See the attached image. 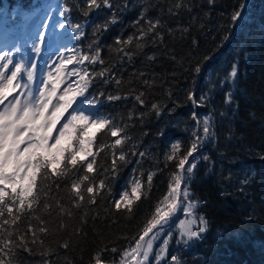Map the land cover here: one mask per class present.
<instances>
[{"label":"trees","instance_id":"16d2710c","mask_svg":"<svg viewBox=\"0 0 264 264\" xmlns=\"http://www.w3.org/2000/svg\"><path fill=\"white\" fill-rule=\"evenodd\" d=\"M47 1L53 0H0L1 31L16 32L21 14ZM56 1L57 6L72 8L68 14L71 22L86 21L85 37L79 42L70 27L71 49L83 50L90 40L98 38L104 64L89 67V72L102 67L111 70L113 82L106 85L97 78L90 91H118L127 97L114 102L100 97L102 102L94 110L113 116L120 126L128 125L130 139L124 147L129 162L121 165L111 180L113 195L118 197L128 187L138 167L145 176L152 171L156 175L151 189L146 188L134 206L131 218L112 207L111 197L75 208L67 188L59 193L42 191L27 222L22 218L13 229L19 226L14 231L18 237L25 227L43 224L49 229L44 242L30 245L35 254L18 248L5 259L12 264H95L99 253L104 264H118L168 191L176 171L175 161H165L171 144L179 143L178 155L182 154L191 146L192 133L199 132L203 120L210 117L215 135L210 134L193 154L199 160L189 182L190 197L198 206L197 215L207 220V231L190 244L180 242L173 255L180 264H264V0H111L119 7L102 5L92 9L88 17L81 11L87 8V0ZM145 9L147 17L160 20L157 31L163 40L153 41L152 34L143 41L134 38L126 46L132 57L129 61L117 50L120 46L115 40L136 32L135 21ZM237 10L241 18L233 21L231 16ZM113 13L117 23L94 36V26L110 20ZM137 42L144 47L137 49ZM234 64L238 75L232 80L229 73ZM196 66L201 67L199 73L194 71ZM190 90L197 100L203 96L205 102L194 104L188 99ZM229 91L232 103L226 104ZM140 92L145 94L143 106L133 99ZM152 103L161 106L159 115L151 109ZM129 112H133L131 118ZM105 131L98 133V144L102 137L109 144L114 141ZM139 152H145L147 158L138 164ZM205 155L208 160L202 158ZM28 236L31 238V233ZM65 242L68 249L62 247ZM113 247L116 252L110 251ZM44 252L49 255H42Z\"/></svg>","mask_w":264,"mask_h":264},{"label":"snow or ice","instance_id":"6c2138e0","mask_svg":"<svg viewBox=\"0 0 264 264\" xmlns=\"http://www.w3.org/2000/svg\"><path fill=\"white\" fill-rule=\"evenodd\" d=\"M209 2L213 3L214 0ZM102 5L108 9L119 7L111 0H87V8L81 10L82 15L88 17L92 9H100ZM71 11L69 6L63 8L60 15L65 22L57 25V28L64 31L70 26L79 42L85 37L86 21L71 22L65 15ZM146 11L145 9L135 21V33L115 40V44L120 46L117 50L129 61L132 57L126 51V46L131 45L134 38L143 41L152 34L153 41L163 40V36L157 31L160 20L153 21L146 16ZM172 11L170 8L169 12ZM239 18L240 11L233 12L231 19L235 21ZM141 21L145 23L142 24ZM116 23L113 13L110 20L94 26L93 35L106 31L110 24ZM41 30L44 34L43 41L38 40L41 47L34 46V52H40L47 43L49 26L41 25ZM183 31L186 32L187 28ZM143 47V43L137 42V49ZM101 50L98 38L90 40L83 50L81 47L68 49L69 54L58 58L49 68L45 77L47 83L43 80L38 91L34 88L38 75L37 64L33 67L32 63L15 61L14 56L19 49L0 53V264H12L5 257H12L18 248L35 254L30 245L44 242L43 236L49 229L43 224L25 227L18 237H14V231H18L19 226L13 229L22 218L27 222V217L34 211L33 205L39 203L42 191L44 194L52 191L59 193L67 188L70 203L75 208H81L84 204L96 205L98 200L103 202L111 197L112 207L131 218L134 206L141 201L145 189L150 190L152 187L156 172H149L145 176L138 167L130 177L128 187L118 197L113 195L111 180L115 179L120 166L129 162L128 149L124 147L125 141L130 139L126 134L128 125L120 126L113 116L98 114L94 110L102 102L100 97L109 102L127 97L120 95L118 91L116 94L90 91L97 78L103 79L106 85L113 82L109 68L102 67L91 73L88 70L91 66L104 64ZM194 71L199 73L201 67L196 66ZM237 75L238 68L234 64L229 77L234 80ZM115 84L119 85L120 81L115 80ZM144 95L143 92L137 93L133 99L143 106L146 103ZM188 99L194 104L205 102L203 96L197 100L191 90ZM225 103H232L230 91L225 94ZM151 109L159 115L161 106L152 103ZM132 115L133 112L128 113L129 118ZM139 115L143 117L145 113ZM210 119L206 117L202 129L192 133L194 139L191 146L182 154L178 155L179 143L171 144L165 161H175L176 171L170 177L168 191L155 204L151 218L123 251L120 264H149L150 258L151 264H161L162 261L164 264H180L177 255L168 257L171 235L154 252L161 235L174 226L171 221L177 212L188 217L177 221L180 229L178 235L183 243L199 240L207 231V220L202 215H197L196 204L189 201V182L199 160L193 154L200 151L210 134L215 135L209 126ZM197 127L199 128V124ZM104 130H107L104 132L105 136L115 138L112 143H107L103 137L97 143L98 133ZM163 134L161 131L160 135ZM132 151L134 155L137 154L136 145L132 146ZM101 153L104 155L101 156ZM138 157V164L140 160L147 158L145 152H139ZM109 158L110 163H106ZM202 158L209 159L206 155ZM44 206L48 207L47 204ZM59 207L64 211L63 205ZM28 233H31V238ZM62 247L68 249L69 244L65 242ZM110 251L116 252L117 249L113 247ZM42 255L47 256L49 253L44 252ZM95 264H104L99 253L95 257Z\"/></svg>","mask_w":264,"mask_h":264},{"label":"rangeland","instance_id":"374dc122","mask_svg":"<svg viewBox=\"0 0 264 264\" xmlns=\"http://www.w3.org/2000/svg\"><path fill=\"white\" fill-rule=\"evenodd\" d=\"M59 7L56 6L49 16L50 20L44 21L43 23L38 22L40 21L39 17L36 15L35 12L31 13L28 17L23 18L24 26L21 32L20 36L18 37V40L16 38L8 37L4 34V36L0 37V53H2L5 50L13 51L15 52L16 49H19V52H17L14 56V60L17 62L22 63H32L33 67L37 64V80L34 84V88L38 91L40 83L44 80L45 83H47L45 77L49 72V68L55 63L58 58H62L65 55H68V42H65L64 36L66 35V32L59 30L57 27L54 29V23L57 20V23L55 25H60L61 19H57L55 17L56 13L58 12ZM38 18V20L36 19ZM40 25H48L49 30L47 32L46 41L47 43L44 44V46L41 48L40 52H34L33 48L35 47H41V43H38L39 41H43V31L41 30ZM52 33H50V31ZM65 35H64V34ZM66 37V36H65ZM70 67V66H69ZM205 71V67H204ZM189 201L194 203L192 201V198L189 197ZM196 205V209H197ZM195 209V211H196ZM197 213V212H196ZM188 217H185L181 215L180 212H177L176 215L172 218L171 224L174 225L173 227H170L169 229L165 230V232L161 235L159 240L156 243V246L154 247V252L157 247H159L162 243V241L167 238L169 235H171V239L169 240L168 244V257L170 258L173 255V251L178 248V245L180 242H183V240L179 237V224L177 221L179 219H187ZM180 241L179 243L177 241ZM194 241V240H193ZM188 242L187 244H190L191 242ZM185 244V243H184ZM120 264V262L118 263ZM151 264V258L150 262ZM161 264H164V261L161 262Z\"/></svg>","mask_w":264,"mask_h":264}]
</instances>
